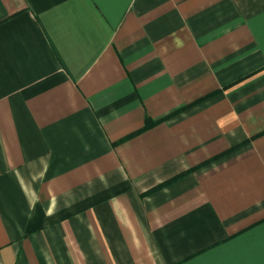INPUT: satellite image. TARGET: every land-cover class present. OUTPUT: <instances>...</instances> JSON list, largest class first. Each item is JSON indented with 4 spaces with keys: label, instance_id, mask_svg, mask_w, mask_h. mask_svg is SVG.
Listing matches in <instances>:
<instances>
[{
    "label": "crops",
    "instance_id": "obj_1",
    "mask_svg": "<svg viewBox=\"0 0 264 264\" xmlns=\"http://www.w3.org/2000/svg\"><path fill=\"white\" fill-rule=\"evenodd\" d=\"M0 264H264V0H0Z\"/></svg>",
    "mask_w": 264,
    "mask_h": 264
},
{
    "label": "trees",
    "instance_id": "obj_2",
    "mask_svg": "<svg viewBox=\"0 0 264 264\" xmlns=\"http://www.w3.org/2000/svg\"><path fill=\"white\" fill-rule=\"evenodd\" d=\"M153 125H154V123H151V122L148 121V122L146 123V125H145V127H144V129H143L142 131H144V130L150 128V127L153 126ZM142 131H140V132H142Z\"/></svg>",
    "mask_w": 264,
    "mask_h": 264
}]
</instances>
